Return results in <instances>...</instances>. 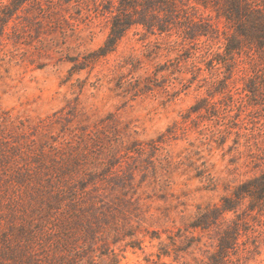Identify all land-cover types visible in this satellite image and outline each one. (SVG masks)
Instances as JSON below:
<instances>
[{
  "label": "rangeland",
  "instance_id": "obj_1",
  "mask_svg": "<svg viewBox=\"0 0 264 264\" xmlns=\"http://www.w3.org/2000/svg\"><path fill=\"white\" fill-rule=\"evenodd\" d=\"M28 2L0 38V264H264L246 55L141 27L106 53L102 0Z\"/></svg>",
  "mask_w": 264,
  "mask_h": 264
},
{
  "label": "trees",
  "instance_id": "obj_2",
  "mask_svg": "<svg viewBox=\"0 0 264 264\" xmlns=\"http://www.w3.org/2000/svg\"><path fill=\"white\" fill-rule=\"evenodd\" d=\"M30 1V2H28ZM27 2L38 6L41 18L52 17L53 6H41L50 0H11L1 6L0 38L6 34L11 19ZM52 2V1H51ZM103 13L110 16L106 53L134 27L150 36L180 42L196 53L225 56V63L239 66L242 56L250 61L247 90L264 97V8L257 0H102ZM31 19V18H30ZM248 194L255 201L264 200V174L243 187L238 196Z\"/></svg>",
  "mask_w": 264,
  "mask_h": 264
}]
</instances>
